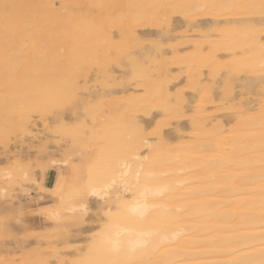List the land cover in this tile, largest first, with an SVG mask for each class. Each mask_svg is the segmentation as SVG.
Returning a JSON list of instances; mask_svg holds the SVG:
<instances>
[{
  "label": "rangeland",
  "instance_id": "obj_1",
  "mask_svg": "<svg viewBox=\"0 0 264 264\" xmlns=\"http://www.w3.org/2000/svg\"><path fill=\"white\" fill-rule=\"evenodd\" d=\"M6 1L8 2V0H0V6ZM29 1V7L27 6V8H25L26 6L24 5H27V3L29 4ZM47 1H49L48 5L51 6L54 13L55 9L57 10L56 13L58 12V15L55 13V20L53 19L54 21L52 24L46 25L39 20L41 19L40 16L45 15L44 12L50 8L46 4ZM97 1L9 0L10 3L6 2V11H8V14H11L12 11V14L16 12L21 14L24 12L26 16L22 14L25 18V20L23 18L24 24L17 26V28H7L6 26L1 27L2 30L4 28V30L6 29L5 31H7L5 32L3 30V33L7 34V41L10 43H13L14 40L18 41L21 46L20 49L17 47L16 49H13V51L17 53V59H20L17 62L15 61L16 64L12 67L14 68L13 71L12 68L10 70L7 69L8 72L5 71L7 68L4 63L5 59L2 60L5 56L4 54H2L3 56H0L2 62V64H0V79L2 82L4 81L3 83L0 82V104L8 93H6V90L9 91L11 87L13 88V86H10V79L14 80L19 78L18 82H21V79H24L21 82L23 84L25 78L32 75L30 68L31 65L36 63V59L33 58H35V56L37 57L34 47L41 41V39L46 42L45 53L48 52L46 53L47 55L52 52L58 54L60 51L62 52H60L61 54H59V58L61 64L65 66L64 63L67 62L65 56H63L66 51L64 45L72 43V39L68 36V33L71 30V27H69L71 20H74L83 13L91 15L93 18L104 17L106 12L112 15H119L118 13L122 15L127 12V4H125L127 1H132L131 3H134V7L129 11L132 18L130 19L131 21H129V24L132 25H129V28L127 29L128 32L126 29V31H119L114 27L107 28V32L110 33H108V35L110 38L112 37V41L121 42L124 44L123 46L126 45L130 52L126 47H123L126 48L123 52H121L122 48H119L120 52L118 50L112 52L111 50L109 53L111 58L109 61L110 63H103V66L102 64H83L84 66L81 67V71L77 73L78 75H75L76 80L74 79V87H76V89L74 88L72 93L69 94L70 97L66 96V99H62L63 101L60 100L62 101L61 103L60 101H57L52 105L49 104L51 108L46 105L45 107H48L49 109L47 111L43 106H41V108L43 107L42 109L38 107L39 110H36V106L34 107L35 110H27V112L29 111L28 113H26V111H23V113L22 110L18 109L0 113V128L2 129L0 132V184H3L2 186L4 187L3 188L0 185V188L3 190L5 189L4 194L0 193V225L2 222V226H0V264H32L33 261H35L34 264H39V262H44V264H76L77 261L80 262L82 259H87L92 256V242L104 232V227L107 225L108 215L105 211L106 207L110 205L112 211H116L118 207V204L113 201L112 197L104 203H100L89 197L87 200V209L84 213H77L76 217L78 219L75 217H73V219L69 218L71 217L69 211L66 212V210L63 209L62 213L64 216L62 217H65L66 220L64 218L62 219L65 220L66 223L65 221L60 222L61 219H58L59 221L56 219L55 221V218H47L50 216L45 208L48 209L60 204L61 200L56 194V189L60 185L65 186V189H67L70 187L69 185L74 183L69 189L77 191L82 183L85 185L92 176L95 177L99 174L95 169H105V163L117 159L116 157H120L122 152L123 155H126L124 154V151H121L122 149H119L121 146H116L119 144L121 145V139L120 142L118 140L119 137L116 136V138H109L105 136V133L104 135L102 134L103 136L98 133L105 132V130L108 132L110 131L109 133H114V128H112L113 123L110 124L114 117V111H116V114L120 109L119 106H121V108L125 107L129 100L135 101L143 98L146 94L147 88L152 84L160 81L172 97L175 99H181L180 103L183 112L179 114L180 117L178 115L169 117L164 114L160 108L155 106L150 107L148 109L149 112H143L140 110L133 112L129 111L131 115L128 116H130L131 120H137L144 128L140 135V140L142 141L141 144L143 145L138 149L143 169H149L151 167L153 155L156 154L158 150L162 149L160 147L162 144L160 141L161 138H163L165 147L166 149L168 147L169 151H175L173 149L179 146L193 143L197 138V131L195 129L196 120L203 119L204 125L210 129L220 123L224 126L223 130L225 133H227L230 131V128L235 127L238 124L240 115L243 111L248 110L249 113H257L264 107V63H258L259 59L264 57L263 53H261L262 50H264L262 48L264 45V12L260 10L262 15L260 14L261 12H255L256 14L253 13L257 7L264 6V4L261 5L260 0H253L254 4H251V6H256V8L251 9V6L249 5L250 8L247 9L245 7L246 9H240L237 13L235 11H220V14L214 13L207 6V1L211 4L215 0H126V2L125 0H115L118 3L112 2V0H105L107 1L106 8L98 7L99 4ZM37 3L44 4H41V6L37 5ZM197 3L203 5H200V7L198 5L196 7ZM8 4H11L12 6ZM59 4L62 5L59 6ZM204 5H206V7ZM68 7H70V9ZM138 7L149 9L150 13L153 14L152 17H154V19L152 21H145L142 17L140 18L141 13L137 9ZM34 13H36L37 16L34 15ZM158 18H160V20ZM249 22L252 23L253 28L255 25V29L259 31L253 30L251 28V23L249 24ZM55 24H58L57 29ZM225 24L228 25V27H226ZM43 25L49 27V29L43 27ZM66 27L68 28L65 29ZM233 27H239L242 31L246 28V31L249 30L248 32L245 31L246 35L247 33H251V30L255 31V35H253V33L247 35L250 39L248 38L249 40L246 41L248 45H253L255 48L241 47L240 49L239 47V49H237L231 45L229 46L228 44H230L232 39L230 38L231 41L227 40L229 39L230 33H226V31L227 29L230 31V28ZM62 29L67 37L64 35ZM55 31L59 32V34L57 35V32ZM259 32L262 34L260 35ZM125 33L129 36H125ZM18 34H20L22 38ZM231 34L232 36H230L234 38V34ZM8 35H10V37ZM124 36L128 39V46L125 43L126 39L123 42ZM224 36H227L228 38ZM251 36L255 37L251 38ZM201 40L204 41L202 42ZM225 40L230 42L226 43L227 41ZM254 40H256V46L252 43ZM139 41H141L140 44ZM207 41L209 43L206 44ZM222 42L228 46H225ZM49 43H52V46H49ZM219 43L223 47L220 46L218 49L219 46H215V44ZM259 43L261 44L259 45ZM214 46L217 47V49ZM224 46L226 48H224ZM232 47L233 49H231ZM222 48L224 50H222ZM236 49L237 51L231 52V50ZM259 52L261 55H259L260 57L258 61L256 60L257 62L254 58L253 61H255V63L252 62V60L247 59L250 58L251 55L260 54ZM19 54L22 56L21 58H19ZM116 55L120 56L119 58L116 57L115 61ZM208 56H213V61L211 58H208L207 60ZM134 58L138 62L135 61V63ZM195 58L198 59V62L200 60L201 62L198 64L197 61H195ZM202 59L205 60L203 61ZM240 59L241 62L244 59L245 63L243 62V64L245 67L240 63ZM245 59L248 61L246 62ZM179 60H183V62H179ZM229 60L231 62L236 60V63L233 62V64H231V62L229 63ZM205 61L206 63H204ZM249 61L253 64V71L250 69L252 64H249ZM214 63L215 65L217 64L220 66L216 65L220 69L219 71H217L218 68ZM256 63L257 65H260H258V68L255 65ZM221 64H223V66ZM237 64L238 66H243V69L242 67L237 68L239 69L238 72L234 70L238 67ZM246 64H249V66L251 65L249 70L246 68ZM234 65L236 67H234ZM254 68L258 69V72ZM230 69H233L235 73ZM185 70H187V72ZM213 72H216V76ZM80 74L83 75L80 77ZM8 75L12 76L8 77ZM225 77L227 79H225ZM5 78L7 80H3ZM182 98H184V100H182ZM15 105L17 106L18 103L16 102ZM24 120H26V122ZM103 121H105V124ZM107 121L109 123H107ZM100 124H103L105 127L107 126L106 129L104 127L103 129L99 128L102 127H98ZM92 126L94 128H92ZM224 135L226 136L227 134ZM127 136L129 140L131 136ZM102 137L105 138L103 139ZM131 139L132 138H130V140ZM166 140L168 141L166 142ZM98 142L101 144L100 146H98ZM106 143L108 144L106 145ZM110 143L114 149L110 146ZM152 143L154 145H152ZM106 146L109 147L110 150H108ZM115 148L117 150L119 149L121 153L117 152ZM99 149L100 151L98 152ZM101 150L104 153H102ZM116 152L117 156H111L112 154L115 155ZM129 155L131 154L129 153L126 155L127 158L131 157ZM13 160H15V162ZM86 160L89 162V165L87 162V166H84L86 165ZM90 162H93L92 165H90ZM18 164L19 166L17 167ZM93 167H95V169H93ZM13 168H15V170H13ZM73 169L76 170L73 171ZM90 169L93 170L89 171ZM185 170L180 169L179 171V168H177L176 173L177 175H181V178H183V174H186L183 178L186 179L187 173L190 170ZM8 171H12L11 174H13H9ZM2 173L5 175L8 173V176L5 177ZM73 173L74 175L76 174V176H74ZM189 174L191 173L189 172L188 175ZM23 178L26 180H23ZM71 179H74L75 181H71ZM187 182L189 183V181H186V184ZM69 197L67 198L68 202L70 201L69 203L72 201V203L76 202V197H74V195L71 197L72 199ZM66 202H64L65 207L68 206ZM67 214H69V216ZM69 220L72 221L70 222ZM60 224H64L65 227ZM62 231L63 233H61ZM99 231H102V233H98ZM39 257L41 259H39Z\"/></svg>",
  "mask_w": 264,
  "mask_h": 264
},
{
  "label": "bare ground",
  "instance_id": "obj_2",
  "mask_svg": "<svg viewBox=\"0 0 264 264\" xmlns=\"http://www.w3.org/2000/svg\"><path fill=\"white\" fill-rule=\"evenodd\" d=\"M89 1H93V0H89ZM260 1H261L260 2L261 5L264 4V0H260ZM6 2L2 3V5L0 6V56L4 54L5 57L4 58L2 57L3 58L2 60L5 59L4 60L5 62L3 61L7 67L5 71L8 72L7 69L10 70L12 67L15 66L16 64L15 61L17 62L20 60L17 59V53H15L13 49H16V47L20 49L21 45L19 44L20 42L15 40L14 41L12 40L13 43L7 41V34L3 33L4 28L2 30L1 27L6 26L7 28H13V27L17 28V26L23 25L24 17L22 14H24V12L21 14L17 12L12 14L13 11L11 10L12 11L11 14H8V11H6V6H7ZM48 2L49 1L46 2L47 5ZM97 2L99 4L98 7L99 6L102 8L107 7L106 6L107 1L99 0ZM112 2L118 3L115 0L114 1L112 0ZM131 2L127 1V3H125L127 4V9H126L127 12H125L122 15H120V13H118L119 15H112L106 12L105 16L102 14L104 17L93 18L91 17V15L87 13H83L74 20H71V22L69 21L70 22L69 27H71L70 28L71 30L69 29L70 32L68 33V36L72 39L71 40L72 43L64 45L66 47V51L63 56H65L67 62L64 63L65 66L61 64L59 58L60 57L59 54L62 53L60 50L59 51L61 53L59 52V54L52 52L51 54L47 55L46 53L48 52L45 53L46 42L40 38L41 35L39 34L40 36L39 38L41 39V41L38 43L35 41L37 45H35L34 50H36L38 58L36 56L35 58H33L36 59V63L31 65L30 70L32 72V75L26 74L29 76L25 78L23 84L21 82L24 79L23 80L21 79V82H18L19 78L14 79L17 81L10 79V86H13L14 89L12 87L9 91L5 89L6 93L7 92L8 93L6 94L5 99L3 98L4 100L0 104V113L8 112L16 109L22 110V112L26 111V113H28L29 111L27 112V110H35L34 107L36 106H37L36 110H39L38 107L41 108V106H43L44 108H46L47 111L49 110L48 109V107L50 106L49 104L52 105L54 102L60 101L62 99H66L65 98L66 96L70 97L69 94L72 93L74 88L76 89V87H74V82L76 80L75 75L81 71V67L84 66L83 64H100V65L102 64L103 66L104 65L103 63L106 64V62H109L111 60L109 54L111 50L112 52L115 50L116 51L118 50L120 52L119 48L120 49L122 48L121 52L125 51V49L127 48L126 45L123 46L124 44H122L121 42L112 41V37L110 38L108 35L109 32H107V28L114 27L117 28L119 31L122 30L126 31L129 28V25H132L129 24L130 23L129 21H131L130 19H132L131 15L129 14V11L132 7H134V3ZM206 3L208 4L207 6L210 8V10H212L214 13L220 14V11H235L237 13V11L245 7L248 9L250 8L249 5L251 6V4H254V1L253 0H215L211 4H209V1H207ZM41 4L44 3H40V4L37 3V5H41ZM29 5H30V1L29 4L27 3V5L24 6H26L25 8H27V6L29 7ZM61 5L59 4V6ZM198 5L199 4L197 3L196 7ZM204 6L206 7V5ZM48 7H50L49 9H51L50 5H48ZM68 8L70 9V7ZM252 8H256V6L252 5L251 9ZM49 9L44 12L45 15L40 16L41 19L39 20L40 22H43L46 25L52 24V22L55 20L54 18L56 14L58 13V12L56 13L57 11L56 9H55L56 14L52 11V9L51 10ZM137 9L141 13L140 18L142 17L143 20L152 21L154 19V17H152L153 14L150 13L149 9L144 7L141 8L138 7ZM260 10L264 12V6H261L259 8L257 7L253 13L255 12L259 13L261 12ZM262 12L260 13L261 15ZM34 15L37 16L36 13H34ZM246 15H250V14H246ZM24 16H26V14H24ZM158 19L160 20V18ZM251 22H249V24ZM55 25L57 29L58 24ZM43 27H45V25H43ZM226 27H228V25H226ZM239 27L230 28V31L229 29H227L226 33L227 32L230 33L229 39L227 40L231 41L232 39V41L230 42L225 40L227 41L226 43L230 42V44L228 45L229 46L231 45L237 49H239V47L240 49L241 47L255 48L253 47V45L250 44L248 45L246 43V41L250 39L249 36L247 35L252 33L253 35H255L254 32L259 30L255 29L256 28L255 25L253 28V25L251 23V28L255 31L251 30L252 32L250 31L251 33H247L246 35V32H248L249 30L246 31L245 30L246 28L243 27L245 29L244 31H242L241 28ZM45 28L49 29V27H45ZM67 28L68 27H66L65 29ZM231 33L234 34L233 35L234 38L231 37L232 36ZM58 34L59 32H57V35ZM261 34L262 33H260V35ZM18 35L20 36V34ZM8 36L10 37V35ZM125 36H129V35L125 33ZM125 36L123 37L124 40L123 39L122 40L124 42L126 39L125 43L128 46V42H127L128 39L125 38ZM252 37L255 36H251V38ZM140 42L141 41H139V44ZM224 42H222V44ZM207 43L209 42L207 41L206 44ZM245 43L248 46H246ZM252 43H254L255 45L256 40H254V42L252 41ZM261 43H259V45ZM51 44L49 43V46H52ZM219 44H215V46L216 45L219 46L218 49L221 46V44L220 45ZM225 46L224 48H226ZM233 47L231 49H233ZM215 48L217 49V47ZM262 48L264 49V45ZM237 49L231 50V52L237 51ZM222 50L224 49L222 48ZM261 53H263L264 55V50H262ZM261 53L258 55L255 54L257 55L256 56L257 58L254 57L255 55H251V57L247 59L252 60V62L255 63L256 60L258 61L260 57L259 55H261ZM18 56H20V54ZM119 56L120 55L115 56V61H116V57L119 58ZM21 57L22 56H20L19 58ZM212 57L213 56L211 57L208 56L207 60L208 58H211V60L213 61ZM253 58L255 61H253ZM136 59L134 58V62L137 61ZM202 60L204 61L205 59ZM180 61L181 60H179V62ZM195 61H197L198 64L199 62H201V60L198 62V59H196ZM235 61L236 60H234L233 62L236 63ZM247 61L248 60H246V62ZM181 62H183V60ZM230 62L231 61L229 60V63ZM233 62H231V64H233ZM243 62L244 59L242 62L240 59V63L245 67ZM250 62L251 61H249V64H252ZM260 62L262 64L264 63V57H262V59H259L258 63L261 64ZM204 63H206V61ZM0 64H2V62ZM249 64L248 65L246 64L247 65L246 68H248V70L249 67L251 66V65L249 66ZM221 65L223 66V64ZM242 65L238 66L237 64L238 67H236L235 65L234 67H236V69L242 67L243 69ZM255 65L258 68L257 63ZM252 67L253 64L250 67L251 70ZM236 69L234 70L238 72L239 69L237 70ZM13 70L14 68H12V71ZM219 70L220 69L218 68L217 71ZM234 70L233 72L235 73ZM255 70L258 72V69ZM185 71L187 72V70ZM63 73H65L66 76ZM213 73L215 75L216 72ZM81 75L83 74H80V77ZM10 76L12 75H8V77ZM225 79L227 78L225 77ZM3 80H7V79L5 78ZM0 82H2L1 79ZM182 100H184V98H182ZM62 101H60V103ZM180 101L181 99H175L174 97H172L171 94L167 92L163 83L159 81L147 88L146 94L143 98H140L135 101L129 100V102L125 107L121 108V106H119L120 109L117 111L116 114H115L116 111H114V115H113L114 117L112 119V122H110V124L113 123L112 128H114L113 129L114 133L112 132L109 133L110 131L108 132L105 130L107 126L105 127L103 126V124L102 125L100 124L98 125V127L102 126L99 127L102 129L104 127L105 132L102 133L99 132L98 134L104 135L105 133V136L109 138H113V137L116 138V136L119 137L118 140L120 142L121 139L120 142L121 145L119 143H118L119 145L116 144L115 145L119 147L121 146V148L119 147L117 148H119L120 150L122 149L121 151H124L125 152L124 154L126 155L130 153L131 155L129 156L131 157L127 158L126 155H123V152L121 153L119 149L117 150L115 148L117 152L121 153V155L118 153L120 157H116L117 159L106 162L104 166L105 169L102 168L101 170H97L95 169V167H93V169H95L96 172L98 171L97 173L99 174L95 177L92 176L85 185L82 183L81 186L82 185L84 186L82 187L79 186L77 191H72V189H69L71 185H73L74 183L69 185L70 187H68L67 184L68 187L67 189H65V186L63 185H60L56 189V194L58 198L61 200L60 204H58L57 206L50 207L48 209L45 208V210L48 211V215L50 216L47 218H55V221L56 219L57 220L61 219L60 222L61 221L64 222L66 220L65 217H62L64 216L62 213L63 209H65L66 212L69 211V214L71 216L69 218L71 219H73V217L77 218L76 217L77 213H84L85 210L87 209V205H88L87 200L89 197L99 201L100 203H104L112 197L113 201L118 204L116 211H112L110 205L106 207L105 211L106 214L108 215L107 225L104 227L105 229L103 233L102 231L98 232V233H102L100 234L99 237H96V239L93 238L94 241L92 242L93 244L91 247L92 256L88 257L87 259H82L81 261L79 260L80 262L77 261L76 264H264V107L263 109H260L257 113H249L248 110L243 111L240 115L238 124L235 127L230 128V131L227 133H225V131L223 130L224 126H222L220 123L217 124L212 129H210L209 127L207 128L204 125L203 119L196 120L195 129L197 131V138L193 143L189 145L179 146L173 149L175 151H169L168 147L167 149L165 147L163 138H161L160 141L162 144L160 145V147L162 149L158 150V152H156V154L153 155L152 157L153 162L151 167L149 166L150 167L149 169H143L142 160L139 155L138 149L140 148V146L142 147L143 145L141 144L142 141L140 140L141 139L140 135L144 130V128L142 125L139 124L137 120L136 121L131 120L130 116H128L131 115L129 111L133 112L140 110L143 112L146 111L149 112L148 109L152 106H155L160 108L162 112L169 117L176 115L179 116V114L183 112ZM16 102L18 103L17 106L15 105ZM46 105L48 107H45ZM49 108H51V106ZM24 121L26 122V120ZM105 121H103L104 124ZM107 123L109 122L107 121ZM94 127L92 126V128ZM1 131L2 129L0 128V132ZM224 134L227 135L225 136ZM127 135H130L131 137L130 136L129 137L132 139L130 140L129 138L128 140ZM167 141L168 140H166V142ZM108 143H106V145ZM100 145L101 144L99 143L98 146ZM152 145L154 144L152 143ZM110 146L112 147L111 143ZM107 148L108 150H110L109 147ZM100 149L98 150V152L100 151ZM101 152L104 153L102 150ZM117 152L115 155L112 154L111 156H117ZM87 160L85 161L86 165L83 164L84 166H87V162H88ZM13 161L15 162V160ZM90 163H91L90 165H92L93 162ZM18 166L19 164L17 165V167ZM177 168H179V171L180 169L183 170L186 169L187 171L190 170L189 172L191 174L188 175L189 172L187 173V178H186L187 180L183 179L184 175L186 174H183V178H181V175H177L176 173ZM93 169H90L89 171H92ZM13 170H15V168H13ZM75 170L76 169H73V171ZM11 172L8 171L9 174H11ZM4 173H2V175ZM8 173L6 175L4 174L3 176L7 177ZM74 176H76V174ZM23 180L26 179L23 178ZM73 180L74 179H71V181ZM186 181H189V183L187 182L186 184ZM4 190L0 188V193L4 194ZM73 195L74 197H76V202L72 203L73 202L72 201L71 203H69L70 201L68 202L67 198L70 196L69 198L72 199L71 197H73ZM64 202L67 203L68 205L67 207H65ZM69 214L67 215L69 216ZM62 218H64L65 220H63ZM0 226H2V222ZM62 226L65 227L64 224ZM61 233H63V231ZM39 259L41 258L39 257ZM34 262L35 261H33L32 264H34ZM39 264H44V262L43 263L39 262Z\"/></svg>",
  "mask_w": 264,
  "mask_h": 264
}]
</instances>
